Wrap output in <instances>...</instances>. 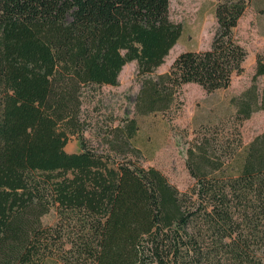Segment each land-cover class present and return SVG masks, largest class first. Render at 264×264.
<instances>
[{
  "label": "trees",
  "instance_id": "trees-1",
  "mask_svg": "<svg viewBox=\"0 0 264 264\" xmlns=\"http://www.w3.org/2000/svg\"><path fill=\"white\" fill-rule=\"evenodd\" d=\"M251 2L221 0L210 49L151 78L183 34L170 0H0V264H264V133L237 169L211 142L190 148L188 193L154 167L117 161L141 156L135 120L106 154L84 136L90 94L119 86L133 62L148 77L143 115L169 110L185 85L228 89L244 71L236 28ZM260 79L264 54L233 100L240 121L264 111ZM73 137L80 153L66 151ZM52 209L58 223L45 227Z\"/></svg>",
  "mask_w": 264,
  "mask_h": 264
},
{
  "label": "rangeland",
  "instance_id": "rangeland-1",
  "mask_svg": "<svg viewBox=\"0 0 264 264\" xmlns=\"http://www.w3.org/2000/svg\"><path fill=\"white\" fill-rule=\"evenodd\" d=\"M220 1L170 0V19L181 25L183 34L163 68L151 78L168 72L184 52L210 49L217 28L215 10ZM236 36L248 54L243 73L234 76L228 89L213 93L195 84L183 86L166 112L142 114L138 102L142 84L148 77L137 75L136 62L128 64L120 75L119 86H103L90 94L84 107L87 144L106 154L114 130L126 128L129 121L135 120L138 132L133 144L141 156L114 155L117 161L131 160L147 169L154 167L182 193L190 192L196 184L187 165L188 151L196 145L211 142L223 161L231 168H239L249 145L264 133V111L240 121L233 101L251 87L257 57L264 54V0H252L238 23ZM258 84L262 89L263 80ZM66 151L81 152L77 137L71 139ZM58 220L56 209L42 218L45 227H54ZM54 264L64 263L58 257Z\"/></svg>",
  "mask_w": 264,
  "mask_h": 264
},
{
  "label": "crops",
  "instance_id": "crops-1",
  "mask_svg": "<svg viewBox=\"0 0 264 264\" xmlns=\"http://www.w3.org/2000/svg\"><path fill=\"white\" fill-rule=\"evenodd\" d=\"M164 66V65H163ZM163 66H161L159 69H158V71H160L162 68H163ZM161 75V74H160Z\"/></svg>",
  "mask_w": 264,
  "mask_h": 264
}]
</instances>
